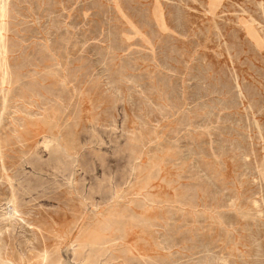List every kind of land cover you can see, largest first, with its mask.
Listing matches in <instances>:
<instances>
[{
  "label": "rangeland",
  "instance_id": "1",
  "mask_svg": "<svg viewBox=\"0 0 264 264\" xmlns=\"http://www.w3.org/2000/svg\"><path fill=\"white\" fill-rule=\"evenodd\" d=\"M0 260L264 264V0H0Z\"/></svg>",
  "mask_w": 264,
  "mask_h": 264
},
{
  "label": "bare ground",
  "instance_id": "2",
  "mask_svg": "<svg viewBox=\"0 0 264 264\" xmlns=\"http://www.w3.org/2000/svg\"><path fill=\"white\" fill-rule=\"evenodd\" d=\"M1 261V260H0ZM7 263H8V261H7ZM9 264V263H8ZM12 264V263H11Z\"/></svg>",
  "mask_w": 264,
  "mask_h": 264
}]
</instances>
